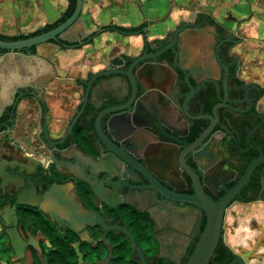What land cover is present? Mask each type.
Here are the masks:
<instances>
[{"label": "water", "instance_id": "obj_1", "mask_svg": "<svg viewBox=\"0 0 264 264\" xmlns=\"http://www.w3.org/2000/svg\"><path fill=\"white\" fill-rule=\"evenodd\" d=\"M72 1V13L56 26L0 39V131L11 126L17 99L33 94L55 162L71 143L77 116L93 114L112 156L109 168L114 158L131 163L150 187L205 209L186 264H264V113L255 109L264 88L235 75L237 57L228 47L241 37L198 10L158 48L120 53L87 78L54 77L34 44L57 40L79 17L83 0Z\"/></svg>", "mask_w": 264, "mask_h": 264}, {"label": "flooded vegetation", "instance_id": "obj_2", "mask_svg": "<svg viewBox=\"0 0 264 264\" xmlns=\"http://www.w3.org/2000/svg\"><path fill=\"white\" fill-rule=\"evenodd\" d=\"M198 10L150 37L145 36V21L139 27L142 45L134 55L162 46L179 23L194 21ZM213 18L241 37L228 47L237 57L236 77L258 83L246 75L239 46L245 37L242 20L230 28ZM108 61L91 72L104 69ZM35 107L33 122L23 113L31 114ZM255 109L264 113V92ZM94 124L93 114L81 112L68 149L53 162L43 138L39 100L31 93L17 99L11 126L0 131V264H186L204 227L205 209L150 187L146 175L131 163L114 158L116 166L109 168L112 156ZM35 125L34 137L22 133H32ZM259 175L258 199L264 201V168ZM97 184L100 191L93 188Z\"/></svg>", "mask_w": 264, "mask_h": 264}, {"label": "crops", "instance_id": "obj_3", "mask_svg": "<svg viewBox=\"0 0 264 264\" xmlns=\"http://www.w3.org/2000/svg\"><path fill=\"white\" fill-rule=\"evenodd\" d=\"M22 4H25V7H34L40 17L21 25L20 11L16 13L15 10ZM245 4L250 10L243 7ZM67 5L68 0H0V33L12 35L32 31L59 18ZM170 5L171 0H83L79 17L59 36L60 39L77 41L76 45L73 47L61 45L57 41L49 40L36 44L35 52L51 62L55 71L54 77L87 78L89 70L94 71L104 66L110 56H115L119 52L134 55L142 45L143 34L140 33V29L135 31L101 29L103 25L117 24L131 27L148 21L146 34L150 37L159 35L165 28L172 27L180 18V12H187L192 16L194 11L199 9L209 12L222 22L233 20V12L236 10L239 13L237 19L242 20L240 22L241 32L245 36L239 46L242 58L247 63L246 75L264 84V80L257 76L260 66L264 65V6L261 3L252 5L250 0H200V6H193L190 10H184L180 5L174 6L173 9L176 10L171 11L166 17L171 10ZM23 12L24 10H21V13ZM4 22H10V25H5ZM31 24L36 25L33 29L28 28V31L6 30L8 26L18 29L19 27L26 28ZM96 30L100 32L90 37V33ZM118 39L120 40L119 45ZM80 41L82 43H79ZM253 41H256L257 45L253 44ZM122 42H125L124 45ZM127 42L130 43L127 45ZM254 58L258 59L256 63ZM255 64H257V69H253ZM21 107L23 110V106ZM28 112H24L23 116L36 122L37 108L35 107L31 114ZM37 129L35 125L32 133L26 131L22 133L32 134L34 137Z\"/></svg>", "mask_w": 264, "mask_h": 264}, {"label": "rangeland", "instance_id": "obj_4", "mask_svg": "<svg viewBox=\"0 0 264 264\" xmlns=\"http://www.w3.org/2000/svg\"><path fill=\"white\" fill-rule=\"evenodd\" d=\"M250 2H251L252 5H253V3H258V2L261 3V5H262L264 3V0H250ZM199 4H200V0H171V5L170 6H172V7H171V10H170V13H171V11H175L176 10L175 8L173 9L174 6L177 7L178 5H180L184 10H187V9L190 10L191 8H193V6H200ZM262 6H264V4ZM243 7L244 8H247V4L243 5ZM248 9L249 8H247V10ZM21 10H24V12L21 13ZM167 10L168 9H166V11ZM184 10L182 12H184ZM18 11H20L19 20H20L21 25H25L26 23H28L29 20H31L33 18L36 19V18L40 17V15H38V13H36V10H35L34 7H31V8L29 6H26L25 7V4L20 5L19 8H17L15 10L16 13H18ZM179 14H180L179 15L180 17H185V16L188 17V16H190L189 13H187V12H184V13H181L180 12ZM233 15H234L233 16V20H230V21H222V23L223 24L226 23L225 25H227L229 27H231V25L234 26L235 23H236V21H237V18L239 17L238 11L234 10ZM4 24L5 25H10V22H4ZM35 25L36 24H31L30 26H28L26 28L19 27L18 29H13L12 27L8 26V27H6V30L7 31H9V30L15 31L16 30L18 32H20V31H28V28H32L33 29L35 27ZM117 43L119 45V43H120V40L119 39L117 40ZM122 43L124 45L125 42H122ZM129 43L127 42V45ZM253 44L257 45L256 41H253ZM253 47L254 48H257V46H254V45H253ZM116 48H118V47H116ZM257 60H258L257 58L256 59L254 58V62L255 63L257 62ZM260 67L261 68H259V72L257 73V76H258V78L264 80V65L263 66H260ZM255 68L257 69V64H255V67L253 69H255Z\"/></svg>", "mask_w": 264, "mask_h": 264}, {"label": "trees", "instance_id": "obj_5", "mask_svg": "<svg viewBox=\"0 0 264 264\" xmlns=\"http://www.w3.org/2000/svg\"><path fill=\"white\" fill-rule=\"evenodd\" d=\"M73 8H74V2L72 0H68V5H67L66 10L56 20H54L52 22H48V23L44 24L43 26L38 27V28H36L32 31L26 32V33L20 32V33H16V34H12V35H6V34L0 33V38L6 39V40H15V39H19V38H25V37L40 33L44 30L50 29V28L56 26L57 24H59L60 22H62L68 15H70L73 11ZM140 26L141 25L126 27V26H121V25H117V24H106V25L101 26V29L112 28V29L124 30V31H135L136 29H139ZM94 34H95V31L90 33V35H94ZM51 40H53V39H51ZM56 41H58L61 45H71V44L76 45L75 43H77V41L64 40V39H60V38H58ZM132 212H136L137 214L140 213L136 209H132Z\"/></svg>", "mask_w": 264, "mask_h": 264}]
</instances>
